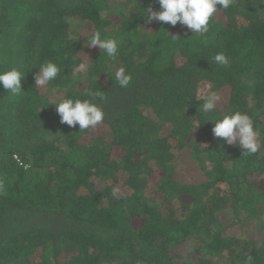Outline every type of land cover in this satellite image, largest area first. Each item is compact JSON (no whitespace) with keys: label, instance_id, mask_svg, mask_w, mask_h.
<instances>
[{"label":"trees","instance_id":"16d2710c","mask_svg":"<svg viewBox=\"0 0 264 264\" xmlns=\"http://www.w3.org/2000/svg\"><path fill=\"white\" fill-rule=\"evenodd\" d=\"M149 6L159 10L0 0V70L25 71L23 93L0 86V264H264V228L248 226L264 221V0H233L203 36L147 23ZM95 31L119 42L115 58L89 46ZM220 52L227 66L213 62ZM46 61L61 73L42 88ZM206 90L221 114L250 115L257 153L213 136ZM65 95L92 99L103 121L60 123L53 104Z\"/></svg>","mask_w":264,"mask_h":264},{"label":"clouds","instance_id":"9594fccd","mask_svg":"<svg viewBox=\"0 0 264 264\" xmlns=\"http://www.w3.org/2000/svg\"><path fill=\"white\" fill-rule=\"evenodd\" d=\"M159 10L154 11L151 6L142 12L146 14V22L167 23L175 27L178 23L186 26L191 30L192 34L201 36L207 34L210 30V21L220 9H228L233 0H157ZM90 47H98L109 58H115L118 52L119 42L116 39L102 38L100 32L95 31L88 37ZM213 62L218 65L227 66L228 58L223 52L217 53L213 57ZM86 64L81 62L78 70L85 69ZM61 73L58 64L52 61H46L38 67V71L34 74L35 85L45 87L49 82L56 80ZM25 71L18 67H10L6 70H0V86L7 93L19 95L22 91V79ZM115 81L121 88H126L131 82V75L125 67L120 66L114 68ZM90 97L98 96V92H89ZM202 104L199 109L202 113H213L216 115L208 118L207 121H213L214 126L211 131L215 138L223 139L227 145H236L242 152L247 154H255L262 146L261 139H258V129L254 127V122L250 115L239 110L229 111L227 114H221L218 110V104L221 101L220 95L211 90L202 93L200 99ZM55 111L60 118V123L70 127L76 125L80 130L95 127L104 119V113L92 99H81L78 97L67 96L60 98L54 103ZM197 122L195 127L199 126ZM194 127V128H195ZM21 166L28 170L31 165L24 164L19 160L18 156L14 157ZM120 190L113 189V197L119 199ZM248 261L252 260L249 256Z\"/></svg>","mask_w":264,"mask_h":264},{"label":"rangeland","instance_id":"374dc122","mask_svg":"<svg viewBox=\"0 0 264 264\" xmlns=\"http://www.w3.org/2000/svg\"><path fill=\"white\" fill-rule=\"evenodd\" d=\"M121 1V0H120ZM121 7H125V5L123 4V5H121ZM249 227H255L256 229H263L264 228V221L263 220H259V219H257V220H255V221H253V223L252 224H249L248 225ZM254 229V228H253ZM264 232V231H263ZM263 232H261V233H263ZM259 234V233H258ZM224 264H228V263H224Z\"/></svg>","mask_w":264,"mask_h":264}]
</instances>
